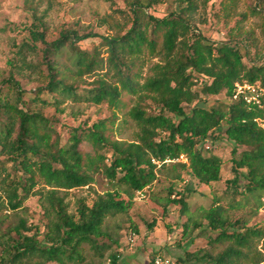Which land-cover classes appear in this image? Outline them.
<instances>
[{
  "label": "trees",
  "instance_id": "trees-1",
  "mask_svg": "<svg viewBox=\"0 0 264 264\" xmlns=\"http://www.w3.org/2000/svg\"><path fill=\"white\" fill-rule=\"evenodd\" d=\"M226 1L234 7L235 0ZM126 2L132 20L123 34L116 25L120 30L114 35H78L73 31L47 43L38 26L30 27L33 44L27 45H44L45 85L24 91L13 71L2 79L7 91L0 88V213L18 212L29 197L38 196L46 221L40 233L22 218L3 227L8 217L0 215V264H83L85 248L101 258L109 245L100 240L111 239L107 220L127 215L135 194L150 188L164 168L168 167L178 183L183 181V173L199 185L220 181L222 159L203 155L201 145L222 135L234 144L233 178L227 181L226 189L233 201L225 207L220 199H213L209 208L201 211L207 228L216 232L209 244L227 247L215 257L203 250L186 253L179 262L240 264L245 259L261 264L264 226H248L246 218L231 219V213L248 209L252 216L264 210L263 96L257 97L258 103L248 101L245 95L235 96L238 84L264 90V64L246 65V46L216 42L197 33L190 23L196 0H175L176 9L162 18L146 14L159 0ZM230 11L226 13L228 18L233 14ZM244 19L241 15L236 20ZM93 37L100 42L92 51L77 48L79 42ZM102 47L106 48V58L101 56ZM64 51L69 53V66L58 60ZM157 57L160 61L144 77L142 68ZM20 61L22 66H29L22 56ZM84 77L96 79L81 95L77 81ZM223 92L225 100L218 101L215 107L207 108L205 100H198L200 95L217 96ZM124 95L136 100L129 110L138 129L133 142L112 138L116 112L126 104ZM146 99L156 105L157 111L148 112L140 106ZM67 100L106 104L111 117L97 119L91 125L84 122L78 127H56L43 109L52 107L61 112L60 106ZM84 143L90 145L91 153L80 149ZM238 148L244 149L238 152ZM96 174H103L111 189L91 203L79 199L75 211L69 213L65 196L70 190L90 188ZM184 191L192 192L190 187ZM61 192L64 196H59ZM171 194L170 189L162 199L163 207L178 205L180 215L188 214L185 196L175 193L178 197L172 198ZM200 226L188 218L182 224V239ZM32 230L33 235L28 236L26 233ZM261 241L262 251H258L256 246ZM119 257L111 253L109 264H118Z\"/></svg>",
  "mask_w": 264,
  "mask_h": 264
},
{
  "label": "rangeland",
  "instance_id": "rangeland-1",
  "mask_svg": "<svg viewBox=\"0 0 264 264\" xmlns=\"http://www.w3.org/2000/svg\"><path fill=\"white\" fill-rule=\"evenodd\" d=\"M175 0H159L151 8L146 10L147 15L162 18L177 7ZM226 0H196L197 8L190 15V23L193 29L209 40L216 42L229 41L238 46H246L248 55L243 58L246 65L251 63L264 64V0H235L234 7L227 5ZM233 13L230 18L226 13ZM241 15L245 16L242 21ZM108 20L109 24H103ZM132 14L129 11L126 0H0V88L5 93L2 79L11 71L15 79L20 83L24 91H33L45 85L47 69L44 63V45L34 43L30 39L29 29L38 26L40 32H44V39L51 43L63 33L76 32L78 35L93 33L96 35L123 34L131 26ZM238 21V23H236ZM118 25L119 27H117ZM100 39L93 37L81 41L77 48L83 51H92L99 45ZM28 44V45H27ZM35 48V49H34ZM243 48V47H242ZM106 48H100L101 56L106 58ZM243 53V49L241 50ZM29 66H22L21 56ZM69 53L64 51L58 60L61 64L69 66ZM160 61V58L149 59L142 68V75L149 76L150 68ZM21 65V66H20ZM96 78L84 77L77 81L78 93L84 95L86 89L91 88V83ZM198 81V85H200ZM196 92H199V88ZM125 106L116 112V118L112 125V138L118 141L133 142L138 131L136 124L129 116V110L135 106L136 100L129 96H123ZM205 100L207 108L215 107L218 101H224V92L217 96H199L198 100ZM264 100V98H263ZM140 106L148 112L157 111L156 105L149 99L141 102ZM192 106V105H191ZM191 106L185 110L188 112ZM60 111L52 107L43 109L45 116L54 119L56 127H78L87 122L91 125L97 119L110 118V109L106 104L95 105L89 102L65 101ZM217 135L218 132H214ZM203 155L211 154L220 157L223 161L221 179L209 186L199 185L196 180H191L185 173L183 181L175 182L168 167L164 168L157 180L143 193L135 194V202L127 215H118L106 222V230L111 239L104 238L100 242L109 245L103 256L95 257L85 248L86 260L83 264H109L111 253L119 254L118 264H148L152 258L161 257L165 264H183L179 259H184L186 253L203 250L215 257L221 253L227 244H209L216 232L206 226L203 219V209L209 208L213 199H220L223 206L233 201V197L227 189V181L233 178L231 172V151L234 144L221 136L218 140L208 139L202 145ZM80 149L91 153V147L87 143ZM244 148H238L241 152ZM10 167L11 164H8ZM94 184L90 188L70 190L65 196L69 213L76 209V202L85 199L91 203L97 195L103 194L111 185L103 174L94 176ZM185 187H190L192 192L186 193ZM173 190L172 198L183 194L188 206V214L180 215V206L169 204L163 207L164 200ZM1 194V193H0ZM59 196H64L61 192ZM235 199H239L238 197ZM165 209V213H163ZM248 209H242L231 213V219L244 217L248 226L261 224L264 226V210L255 215H248ZM0 215L8 217L3 227L14 223L16 218L24 219L28 225L37 227L39 232L44 231L45 219L42 216L41 203L38 196L29 197L18 212L4 210ZM1 217V216H0ZM188 218L201 223V226L184 239H182V224ZM155 224H152V223ZM32 228V229H33ZM27 232L28 236L33 235ZM42 236H37L41 239ZM116 241L117 243H113ZM262 251V241L256 246ZM240 264H253L252 260L241 259ZM264 264V261L261 263Z\"/></svg>",
  "mask_w": 264,
  "mask_h": 264
},
{
  "label": "built area",
  "instance_id": "built-area-1",
  "mask_svg": "<svg viewBox=\"0 0 264 264\" xmlns=\"http://www.w3.org/2000/svg\"><path fill=\"white\" fill-rule=\"evenodd\" d=\"M239 95H245V99L249 100H255L256 103L258 101L256 100L258 96L262 95L264 98V90H261L258 87L251 86L248 84L244 85H236V97ZM152 264H165L163 259L161 257H157L153 260Z\"/></svg>",
  "mask_w": 264,
  "mask_h": 264
}]
</instances>
